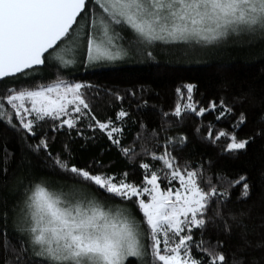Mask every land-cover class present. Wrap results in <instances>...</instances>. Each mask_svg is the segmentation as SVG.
<instances>
[{
	"label": "snow or ice",
	"instance_id": "1",
	"mask_svg": "<svg viewBox=\"0 0 264 264\" xmlns=\"http://www.w3.org/2000/svg\"><path fill=\"white\" fill-rule=\"evenodd\" d=\"M245 37L264 40V0H0V82H8L0 90V125L19 134L27 149L17 160L5 144L0 162L5 188L10 173L15 179V188L0 192L2 264H264V169L255 182L247 173L236 179L216 174L219 185L209 176L205 188V161L181 166L175 154L187 147V135H168L170 127L192 116L200 120L195 128L200 139L215 144L225 138V151L246 150L257 137L264 138V107L251 116L244 110L250 92L234 94L230 102L221 95L203 104L195 99L197 85L186 83L176 88L174 107L161 109L160 128L148 133L141 121V131L126 143L132 113L131 105L123 104L128 96L137 98V89L122 95L60 74L77 64L87 70L134 58L155 60L158 46L165 55L190 57ZM65 42L72 45V59L64 54ZM42 65L57 73L49 83L35 75ZM144 91L139 89L141 99ZM101 94L119 102L114 118L101 120L95 114L89 100ZM207 115L216 123L208 121L205 135ZM250 118L261 126L238 139L236 130ZM225 121L230 127L217 130ZM49 122L50 130L44 127ZM65 127L69 138L75 130L77 137L93 142L99 129L123 158L139 159L142 180H130L127 170L100 171L105 166L99 160L81 167L68 159L67 143L65 154L54 153L50 138L54 142ZM85 128L93 135L85 136ZM148 157L160 166L144 159ZM10 162L16 169H10ZM206 163L211 166L210 160ZM37 166L47 169V175L37 177ZM53 176L70 180L71 190L53 188ZM238 185L244 200L256 190L261 210L255 216L257 202L244 209L233 206L230 189ZM21 186L23 200L10 204L9 197ZM102 198L122 203L113 212L111 206L105 210ZM213 204L214 215H209ZM210 224L215 240L208 235ZM231 239L236 243L229 261L223 249Z\"/></svg>",
	"mask_w": 264,
	"mask_h": 264
},
{
	"label": "trees",
	"instance_id": "2",
	"mask_svg": "<svg viewBox=\"0 0 264 264\" xmlns=\"http://www.w3.org/2000/svg\"><path fill=\"white\" fill-rule=\"evenodd\" d=\"M66 43V42H65ZM157 55L155 60H141L134 58L129 61L120 62L114 65H99L89 67L84 70L81 64L69 67L67 70H61V75L66 79H75L91 83L103 89H111L118 91L122 95L129 90L137 89V98L133 100L128 96L123 104V107L129 108L132 113V118L128 120V127L125 132V142L133 139V136L140 132V122L142 121L148 133L153 129H159L161 126V117L163 111H170L178 101L176 88L182 87L186 83L197 85L195 99L203 104H207L208 100L215 97L219 100L220 96H225L229 102L234 94L243 92L251 93V101L244 105V110L249 113L259 111L264 107V40H256L249 42L245 37L241 42L229 43L219 50L209 49L206 52L194 54L190 57L168 56L160 52L159 46L156 49ZM53 65L55 61L51 62ZM36 77L44 83L51 82L57 75L55 68L45 66L37 68ZM0 82V90H3L4 84ZM226 85V86H225ZM145 89L142 99L140 98L139 89ZM143 101H147L144 105ZM95 114L101 120L109 116L114 118L115 110L118 108L119 102L114 97L101 94V96L90 99ZM141 104L139 110L137 104ZM240 109L237 108V115ZM175 121V117H169ZM136 121V123H133ZM208 121L216 123L214 116L207 115L204 118V134L207 132ZM200 123L199 118L192 116L185 117L183 123H176L168 129V135L177 136L185 134L188 137L187 147L183 151H177L175 154L179 157L181 166L186 161H191L193 165L205 161L206 169L204 176L201 179L202 186L207 188L208 177H213V183L220 184L215 179L216 174L226 176L229 179H236L240 174L247 173L250 181L255 182L258 178V173L264 169V138L257 137L255 142L251 143L246 150H237L235 152L225 151L226 139L221 138L217 143H209L200 139L196 133V125ZM50 124L45 125V129L50 130ZM261 125L255 123L251 118L248 122L236 130L238 139H244L255 134L256 130ZM221 127H230L227 121L217 124V130ZM85 136H91V130L85 128ZM95 141L86 140L84 137H77L75 130L72 132V137L68 136V129L65 127L60 133L56 134L54 142L50 146L54 153L65 154L64 145L67 143L70 147L68 159L78 164L81 167H86L94 160L103 162L104 168L100 171L120 174L123 171L129 172V179L142 180V170L139 168V159L132 162L123 158L118 150L110 144L107 137L99 131L95 132ZM164 133L160 134V141L163 142ZM7 144V150L15 153V158L18 160L21 151H27L20 141L19 134L11 129H6L0 125V162L3 161L4 148ZM137 150H140V145L137 144ZM156 166H160L159 162L151 161L150 157L144 158ZM211 161V166L206 162ZM10 169H16V163L10 162ZM95 170V165L93 164ZM47 169L39 166L35 169L37 177L46 176ZM53 184L52 187L59 190L61 187L64 192H69L72 188L71 181L64 182L59 176L50 177ZM15 188V179L11 173L9 176L8 186L0 182V192L7 193ZM89 193L94 191V186L86 189ZM24 198V189L19 187L14 196L9 197L10 204L19 203ZM230 199L233 206L238 209L247 208L249 205L256 203L253 208L255 216L260 211V205L256 196V190L247 200L241 198V186H235L230 189ZM105 206L115 208L117 203H122L117 200L103 199ZM215 204L209 211V215H214ZM259 223V220L256 221ZM9 234L11 243L16 242V234L12 228V220H9ZM208 235L213 240L216 239V231L210 224ZM206 235V239L208 238ZM224 239V236H220ZM236 243L235 239L226 241L224 252L229 261L232 255V245ZM9 246V251H10ZM5 251L2 246V237H0V264L4 258ZM131 259V258H130Z\"/></svg>",
	"mask_w": 264,
	"mask_h": 264
},
{
	"label": "rangeland",
	"instance_id": "3",
	"mask_svg": "<svg viewBox=\"0 0 264 264\" xmlns=\"http://www.w3.org/2000/svg\"><path fill=\"white\" fill-rule=\"evenodd\" d=\"M64 47L67 49V51L64 54L66 55L67 58L72 59L73 56H74V53L72 51V45H71V43L70 42H66L65 45H64ZM97 66H99V65H97ZM70 67H72V66H70ZM105 210H108V207H105ZM111 210L113 212H115L116 211V208L111 207Z\"/></svg>",
	"mask_w": 264,
	"mask_h": 264
},
{
	"label": "water",
	"instance_id": "4",
	"mask_svg": "<svg viewBox=\"0 0 264 264\" xmlns=\"http://www.w3.org/2000/svg\"><path fill=\"white\" fill-rule=\"evenodd\" d=\"M41 67H43V65L42 66H37V68H41Z\"/></svg>",
	"mask_w": 264,
	"mask_h": 264
}]
</instances>
